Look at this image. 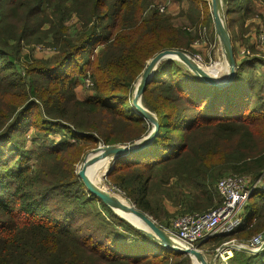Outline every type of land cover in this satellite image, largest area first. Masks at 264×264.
Here are the masks:
<instances>
[{
	"label": "trees",
	"instance_id": "trees-1",
	"mask_svg": "<svg viewBox=\"0 0 264 264\" xmlns=\"http://www.w3.org/2000/svg\"><path fill=\"white\" fill-rule=\"evenodd\" d=\"M187 1L196 20L208 6L207 0ZM255 1L224 0L229 26L244 6L241 19L250 16ZM156 3L0 0V264H169L179 255L113 213L123 232L109 229L88 207L96 201L112 211L76 173L80 157L97 144H131L155 126L133 110L128 94L149 59L167 49L188 51L195 39L176 30ZM37 44L55 54L28 65L29 85L17 63ZM249 64L241 62L233 82L220 88L172 59L160 62L143 93L159 131L149 146L117 158L107 175L140 211L164 221L158 205L164 200L187 204L184 214L205 213L195 212L202 209L200 198L213 209L222 204V178H257L264 171L263 85ZM84 77L93 79L95 95L82 101L76 87ZM31 126L43 134L32 150L26 143ZM63 128L70 133L64 140L48 139V132ZM36 157L35 169L30 162ZM252 198L228 241L252 236L264 192ZM234 252L231 264H264V251Z\"/></svg>",
	"mask_w": 264,
	"mask_h": 264
},
{
	"label": "rangeland",
	"instance_id": "rangeland-1",
	"mask_svg": "<svg viewBox=\"0 0 264 264\" xmlns=\"http://www.w3.org/2000/svg\"><path fill=\"white\" fill-rule=\"evenodd\" d=\"M156 2H158L155 5L157 10L161 6H165L166 8L168 7V0H156ZM222 3H223V8H224V16L226 17V23L228 25V30L230 33L231 46H232V49L234 51V54H235V52H238V57H239L238 59L236 58V55H235V59H236V63H237L236 64V74H237L239 64L245 60H253L255 62H257L256 60L264 61V44H262L258 39L259 34H264V14H262L263 13L262 11L264 9V0H256L257 6H254L252 8L251 14H250V16H248L251 19L257 20V22L259 21L258 23L254 24L257 27L256 28V42H255V44H251L249 41H247L245 39V37L243 35L245 29L243 27L244 20L241 19V15H240V17L237 14L233 15V17H232L233 22L231 23V27L229 26L227 14L225 11L224 0H222ZM207 4H208V6L204 10L201 11L202 14L198 15L197 20H196V17H194V15L189 17V15H188L189 9L185 12H183V10L181 9V11L179 13L170 14V13H168V8H167L164 12L160 11V13L165 18L168 19V17H170L172 19V22H173L172 25L176 30H180L182 32L187 31V32L195 35L194 41L192 42V44L190 42L191 45H190L189 49L187 48L188 51H183V52L188 54L211 77L216 78L217 80L220 81V80H223L224 77L228 76V62H227L225 50L223 48L222 40L219 37L217 30H216L215 21H214V17H213V11H212V0H207ZM189 7H190V4H189ZM178 10L176 12H178ZM203 20H204V22L202 24ZM69 23L73 24L72 26H76L77 21L75 18H73ZM243 51H245L244 54L242 53ZM54 54H55V52L53 51V48L50 46H47V45L37 44V45L27 47L25 53L21 56V59L17 63V66L19 67L18 73L20 74V77L22 79H24V82H26V84L30 85L31 75H29V73H28V70H29L28 65L30 63H32V61H34L35 59L36 60H49L50 58H52L54 56ZM154 57H152V58H154ZM195 58H197V59H195ZM151 59H149L148 62L146 63L145 69L147 68ZM173 60L179 64H182L184 66H188L185 62H183L181 60H178V59H173ZM159 65H160V63H159ZM159 65H158L156 71L158 70ZM145 69H144V71H145ZM251 70L252 69L248 70V72H251L254 75V79L257 82L261 83L259 75L258 74L255 75ZM143 72H142V74H143ZM255 73H256V69H255ZM142 74L137 79V81L134 83L135 87H134V89H132V92L130 93V95L128 94L130 105L132 106L133 110L137 114H140V113L138 112V110L135 107L134 99H135L137 88L140 84ZM76 94H77L76 97L82 101L90 98L91 96H94L95 95V83H94L93 79L88 78V77L82 78L80 84L76 87ZM262 94H264V86H263ZM263 97H264V95H263ZM37 102L40 103L39 101H37ZM142 104H143V95H142ZM143 106H144V104H143ZM261 108H264V105H261ZM147 110L152 115L157 117V115L152 113L149 109H147ZM45 118H48V117L45 116ZM54 121H58V122L62 123L67 128L74 129V127L68 121H65L62 119H54ZM154 129H155V126H154L153 130ZM26 135H27L26 136L27 147L30 150L37 147V144L35 141L37 139L39 140L43 136L42 132H39L37 129H35L32 126L28 129ZM69 135H70V133L66 128L58 129L56 131H50L47 133L48 139L53 141V142H59L61 140H64L63 138L65 136H69ZM127 135H128V133L124 134V139H126ZM72 141L74 142V140H72ZM119 145H127V144L106 145L105 143L101 142V143L97 144L96 146H94L92 149L87 150L83 154V156L80 157V161L76 164V173L78 174V171L81 168V166L83 165L85 159L92 157L91 155L89 156V154L94 149H96L98 147L105 148L107 146L109 147V146H119ZM114 161H110V164L108 166L109 169H110V165ZM39 163H41V159L36 157V158L32 159V161L30 162V165L35 164L34 168L35 167L38 168ZM261 174H259L258 175L259 177H257V178L256 177H251V178L253 180L261 179L262 181H264V171L261 172ZM235 175H238V174H235ZM100 184L102 185V187H104L111 194H114L118 197H121L126 203H128V204L134 206L136 209H138L136 207V205L131 201V199L126 196V193L121 188H119L117 185L112 183L110 181V179H108V176H104L102 179V182ZM217 191H218V189H217ZM200 199L203 201V202L200 201L201 202L200 206L202 209L198 208L197 210H195V212H201V211H206V210L209 211V209L210 210L213 209V205L209 204L203 198H200ZM254 200L255 199L252 198L251 200L248 201L247 207L245 208V211H244V214L247 213L249 211V209L252 207ZM160 204H158L160 207L159 211L161 214V218L164 221L156 220L152 216H150L148 214L147 215L149 217H151L153 219V221L160 228H162L164 231L166 229L170 228L172 226L174 220L176 219V217L175 218L170 217L171 215H175L178 217L180 214H184V213L189 212V210L187 209V204H183V203L176 204V203H171L169 201L167 203L164 200H162V202ZM197 204H198V202L196 203V206H197ZM258 206L260 207V209H262V211H261L262 215H260V219L257 220V222L255 224V228L253 230L252 236L246 237L248 239L245 241H238L236 239H233L230 241H235L236 244L242 245L243 243L248 242L249 240H251L255 237L264 236V199L261 201H258ZM88 208L91 209L93 212H97L100 216H103L104 218H106L108 220L109 229H111V230L113 229V231H117L118 233L123 232V226L114 218L115 216H113V214H115L116 216L118 215V216L123 217V219L126 220V222L133 224L135 227H137L138 229L143 231L141 229V226H144V223L139 222L136 219V217H133L131 215H126L128 217H125L119 213H115L113 211L110 212L105 207H103L102 204H98L96 201ZM180 216H182V215H180ZM227 235H229V234L217 235L214 238H212L211 240H209L203 244H200L199 250H197V251H199L203 255L204 259L206 260V262H208V264H212V262H214L213 264H231V261L233 260L234 255H235V252L233 249H231L233 252V255L229 259H227V258L223 259V257L220 256V254L218 255L221 247L226 242H230V241H228V239H225V237ZM173 243H174V245H177V247L184 249V248L178 246V244L176 242L173 241ZM262 249H263L262 251H260V250L259 251L263 252L264 247ZM184 250H186V249H184ZM191 250H193V249H191ZM172 251H174V250H172ZM236 251L237 252H245V253L252 254V255H257L258 253H260L259 251H257V253H252V252L250 253L249 251L246 252L244 250H236ZM178 253H179V255L177 257H172L169 259V264H175V263H177V264H202V262L200 260H196V258H197L196 256H193L190 254H185L182 252H178ZM180 254H182V255H180Z\"/></svg>",
	"mask_w": 264,
	"mask_h": 264
},
{
	"label": "water",
	"instance_id": "water-1",
	"mask_svg": "<svg viewBox=\"0 0 264 264\" xmlns=\"http://www.w3.org/2000/svg\"><path fill=\"white\" fill-rule=\"evenodd\" d=\"M212 11L213 17L215 21V26L219 37L222 40L223 48L226 53L227 62H228V76L224 77L223 80H217L216 78L211 77L208 73L204 72L200 66L186 53L180 50H165L158 53L154 58L151 59L147 68L142 74L140 84L137 88L134 104L136 109L140 114L144 116L149 122H152L155 125V129L147 136L144 137L134 143L127 145H119V146H107L105 148L98 147L94 149L89 156L91 158H86L83 165L78 171V175L83 180L86 188L93 195L102 200V202L113 212L119 213L123 216L131 215L136 217V219L144 223V226H141V229L150 235L153 239L157 240L164 247L174 250L176 252H182L185 254H190L196 256L202 264H208L204 259L203 255L197 250L191 249H181L174 245L172 239L167 235V233L160 228L151 217L142 211L136 209L134 206L130 204L124 203L122 200L118 198V196L111 194L104 187L98 185L96 182H93L88 171L93 170L97 164L98 157H95V154L102 152L103 157L111 159L110 161H114L121 156H127L131 153L138 152L145 147L149 146L155 139L158 131H159V120L158 117L152 115L142 104V95L143 92L152 80L155 71L159 65V63L165 59H178L185 62L188 67L192 70V72L198 76L201 80L209 85H215L220 88H224L230 85L236 77V59L235 54L231 46L230 33L228 30V25L226 23V17L224 16V8L222 0H212ZM180 56H185V59L180 58ZM112 163V162H111ZM110 164V163H109ZM109 169V168H108ZM104 176L108 175L109 170ZM126 217V216H125ZM233 249V250H244L252 252L251 249H245L246 247L232 243L230 245H225L221 247V250L224 249ZM219 255V253H218ZM214 262H212L213 264Z\"/></svg>",
	"mask_w": 264,
	"mask_h": 264
},
{
	"label": "built area",
	"instance_id": "built-area-1",
	"mask_svg": "<svg viewBox=\"0 0 264 264\" xmlns=\"http://www.w3.org/2000/svg\"><path fill=\"white\" fill-rule=\"evenodd\" d=\"M167 8L161 6L158 10L164 12ZM258 39L264 44V34H259ZM242 53L244 54L245 51ZM217 189L222 199L220 206L205 213L178 216L172 226L165 230L178 246L184 249L199 250L200 244L215 236L231 234L236 231L243 223L244 211L250 196L256 191L264 192V181L261 179L253 180L251 176L232 175L218 181ZM232 243L236 242H226L223 246ZM242 246L251 249L252 253L262 251L264 236L255 237L243 243ZM229 250L231 249H220V256L223 259H229L232 257L228 254Z\"/></svg>",
	"mask_w": 264,
	"mask_h": 264
},
{
	"label": "crops",
	"instance_id": "crops-1",
	"mask_svg": "<svg viewBox=\"0 0 264 264\" xmlns=\"http://www.w3.org/2000/svg\"><path fill=\"white\" fill-rule=\"evenodd\" d=\"M254 6H257L256 1L253 3V5L250 6V9L252 10ZM247 8H248L247 6L243 7V9L241 10V15H243L247 11ZM181 9L183 10V12L189 9V2L187 0H168V13L170 14L179 13ZM177 10L178 12H176ZM262 12H263L262 14H264V9ZM243 20H244L243 27L245 29L243 35L247 41H249L251 44H255L257 27L254 24L258 23L259 21L257 22V20L251 19L249 17H244ZM235 55H236V58L238 59L239 58L238 52H235ZM252 61L253 60H248V62H250L249 68L252 69L251 71L255 75L256 74L259 75L260 81L262 85L264 86V61H261V60H256L257 62L255 61L252 62ZM254 68L256 69V73H255Z\"/></svg>",
	"mask_w": 264,
	"mask_h": 264
},
{
	"label": "bare ground",
	"instance_id": "bare-ground-1",
	"mask_svg": "<svg viewBox=\"0 0 264 264\" xmlns=\"http://www.w3.org/2000/svg\"><path fill=\"white\" fill-rule=\"evenodd\" d=\"M180 58L186 60L185 56H180ZM203 71L206 72L205 70H203ZM102 152H100L98 154H95V157H98L97 164H96V166H95V168L93 170L88 171V174L90 175L92 181L93 182H96L100 186H102L100 183L102 182V179H103L105 173L107 172V169H108V166H109V163H110V160H111L109 158L103 157ZM121 157H124V156H121ZM118 198L120 200H122L124 203H126L121 197H118ZM126 204H128V203H126ZM126 217H128V216H126ZM245 249H247V248H245ZM228 254H229V256H232L233 255V252L231 250H229V253ZM196 260H199V259L196 258Z\"/></svg>",
	"mask_w": 264,
	"mask_h": 264
}]
</instances>
